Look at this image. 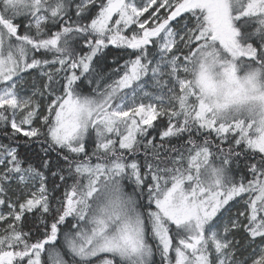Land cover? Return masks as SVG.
I'll use <instances>...</instances> for the list:
<instances>
[{"label":"snow or ice","instance_id":"6c2138e0","mask_svg":"<svg viewBox=\"0 0 264 264\" xmlns=\"http://www.w3.org/2000/svg\"><path fill=\"white\" fill-rule=\"evenodd\" d=\"M0 264H264V0H0Z\"/></svg>","mask_w":264,"mask_h":264},{"label":"trees","instance_id":"16d2710c","mask_svg":"<svg viewBox=\"0 0 264 264\" xmlns=\"http://www.w3.org/2000/svg\"><path fill=\"white\" fill-rule=\"evenodd\" d=\"M116 54H118V51L115 50V49H111V50H110L109 57H108L109 61L111 60L112 56H113V55H116Z\"/></svg>","mask_w":264,"mask_h":264}]
</instances>
